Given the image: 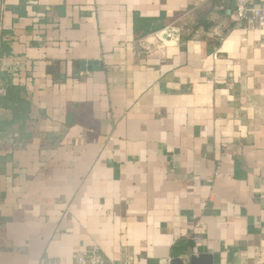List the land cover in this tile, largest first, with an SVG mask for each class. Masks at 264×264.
Segmentation results:
<instances>
[{
	"label": "crops",
	"instance_id": "crops-1",
	"mask_svg": "<svg viewBox=\"0 0 264 264\" xmlns=\"http://www.w3.org/2000/svg\"><path fill=\"white\" fill-rule=\"evenodd\" d=\"M88 249L264 264V29L233 1L0 0V264Z\"/></svg>",
	"mask_w": 264,
	"mask_h": 264
},
{
	"label": "built area",
	"instance_id": "built-area-1",
	"mask_svg": "<svg viewBox=\"0 0 264 264\" xmlns=\"http://www.w3.org/2000/svg\"><path fill=\"white\" fill-rule=\"evenodd\" d=\"M217 1H233L234 15L238 21H245L250 25H254L260 29H264V7L259 6L256 0H217ZM173 32L165 31V37L171 39ZM197 242L198 238L195 239ZM196 252V249H194ZM37 264H65L55 259L41 257ZM72 264H136L131 258L123 262H114L105 260L96 249H88L77 251L74 254ZM168 264V263H165Z\"/></svg>",
	"mask_w": 264,
	"mask_h": 264
},
{
	"label": "water",
	"instance_id": "water-1",
	"mask_svg": "<svg viewBox=\"0 0 264 264\" xmlns=\"http://www.w3.org/2000/svg\"><path fill=\"white\" fill-rule=\"evenodd\" d=\"M170 264H183L179 260L174 259ZM186 264H212V259L210 255H198L191 257L190 261Z\"/></svg>",
	"mask_w": 264,
	"mask_h": 264
},
{
	"label": "trees",
	"instance_id": "trees-1",
	"mask_svg": "<svg viewBox=\"0 0 264 264\" xmlns=\"http://www.w3.org/2000/svg\"><path fill=\"white\" fill-rule=\"evenodd\" d=\"M17 93H18V89H13V88H11V91H10V92L7 91L8 98H9L10 100H14V96H15ZM15 111H16V109H15Z\"/></svg>",
	"mask_w": 264,
	"mask_h": 264
}]
</instances>
